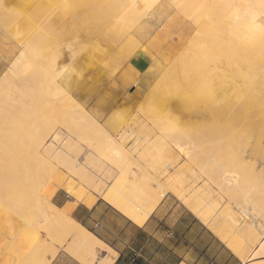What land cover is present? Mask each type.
Returning <instances> with one entry per match:
<instances>
[{
    "label": "rangeland",
    "instance_id": "374dc122",
    "mask_svg": "<svg viewBox=\"0 0 264 264\" xmlns=\"http://www.w3.org/2000/svg\"><path fill=\"white\" fill-rule=\"evenodd\" d=\"M140 1L138 4L136 0H34L33 3L28 4L23 1L0 0V55H4L7 61L11 62L18 52L26 48L27 58L31 63L16 64L6 69L7 62L6 67L2 68L0 93L3 100H0V143L5 145L0 147V151L6 152L9 156L12 155L15 165L13 172H16L18 184L23 186L22 191L26 189L27 184L23 178L24 173L29 169V171L32 170L33 175L31 187L36 189L37 186L38 189L37 200H33V197L29 195V197H23L21 208L23 212L20 221L16 212L1 210L0 215L3 216V219L1 218L3 221L0 222V233L3 234L5 230L3 236L6 239L10 236V239L8 238L6 243L0 247V257L4 256L0 261H7V264H21L22 261H19L21 259L16 263L17 257L21 254L22 260L28 261L26 264H48L50 261L49 264H86L81 263L74 255L60 247L59 241L55 243V250L58 249V253L52 258V249L45 248V243H42L44 239L36 234V226L40 225L42 230H47L44 218L39 213L42 207L40 199L50 193V199L46 198L45 202L59 209L69 222L74 223L59 207L71 201L73 194L78 190H96V184L94 185V182L89 179L90 172L100 177L106 164L121 170L122 163L130 155L138 160L142 168L149 166L150 169L152 160L154 162L158 160L161 163L160 169L163 175L168 176L169 179L172 175H177L180 182L178 184L175 179L174 184H178V188L173 194H167L164 199H172L180 206L184 205V208L186 206L193 213L192 208L187 206L183 198H180L181 193H187L188 197L192 196L195 201H200L199 190L208 186L211 189H217L221 183L222 173L234 172L242 182L250 176L248 167L243 163V153L239 146L245 140L254 144L255 139L262 138V143L264 142V118L255 120L250 131L247 132L245 128L248 127V123L239 115L227 119L228 117L222 114L221 118V114L214 113L212 109L221 108L227 96L231 99L236 98L235 90L240 87L243 91V86L248 88L246 91L253 93L255 91L256 96L264 98V89H262L264 58H261V55L264 56V41H262L264 39H261L259 47L252 45L254 41L248 37L251 36L249 32L252 29L248 27L249 22L246 21L248 17H245L246 23L242 24V28L235 22L239 20L236 18V13L246 16L250 10V12L254 10V13L257 10H259L257 12L260 10L263 12L264 0L261 1V6H258L255 0ZM133 4L136 6H132ZM134 10L139 13L136 14ZM160 10L162 13H159ZM133 11L136 15L131 13ZM252 14L253 12L250 13ZM258 15H260L259 20L264 19V15ZM133 17L135 18L132 19ZM222 17H225L224 20L227 21L222 20ZM220 21H224V24ZM226 22L227 27L225 28ZM146 25L149 27L147 28ZM116 26L122 30L117 29ZM114 28L116 30H113ZM229 29H232L231 34ZM236 33L238 34L235 35ZM205 37L208 40H204L206 42L202 43L204 46L201 43V45L197 44ZM238 42L240 43L237 44ZM195 44L200 47L195 48ZM209 44L214 48L206 49L210 46ZM242 47H248L246 51H249V54H245L246 57ZM219 48L224 53L228 49L234 51L232 50V54L222 53L225 57L221 59L223 56L221 57ZM258 48L262 49L263 53L259 54ZM118 50L123 51L125 56L124 59L118 57L119 60L114 56L116 62L110 56L120 52ZM205 50L207 54L203 56L200 52ZM255 50H259L258 53ZM69 52L74 53L75 59L72 62H68L69 57H66ZM197 52L200 54L198 55ZM236 52H238L237 55ZM118 54L121 56L120 53ZM196 54L206 59H201L202 56L199 59ZM59 55H61V60L56 59L60 57ZM95 55L96 58H94ZM103 55L106 59L103 58L101 61ZM208 55L212 56L211 62L210 58L207 59ZM88 56L92 59H85ZM30 57L35 59L32 61ZM51 60L58 64L59 69L64 66L61 70L65 73L56 74L58 79L54 81L57 84L49 77ZM74 63L79 67H75ZM115 65L117 66L113 68ZM95 75H98V79L100 78V85L96 87V90L88 96L76 98L77 102H72L70 98L73 92L80 91L91 78L96 77ZM122 78L127 82H123ZM70 81L72 83L69 87H62L61 92H56L52 102L48 103V98L45 96L35 95L36 98L32 96L39 87L54 91L56 90L55 85H63ZM115 86L118 88V106L111 111L100 109L101 99H105L104 97H107V94L111 93V88ZM253 87H257L260 91L257 88V91L250 90ZM230 92L232 93L229 94ZM136 95H141V97ZM130 96L134 100L130 104H125L124 102ZM233 107L236 108V105ZM252 110L256 109L252 106ZM252 110L249 108L250 112ZM23 139L25 141L22 144ZM176 140H180L185 144L186 149L191 151L194 144L195 147L199 145L206 154L202 155L199 163L186 159L183 153L172 144L174 142L171 141ZM191 142L194 144L192 145ZM129 144L132 146L127 148ZM195 147L194 152L198 153L199 147ZM6 153L3 155H7ZM143 153L150 158H137ZM258 157L261 159L264 155L258 154ZM32 160H36L35 164ZM26 162L28 163L26 165L30 164V168L25 167ZM207 164L212 167L213 173L204 176L201 171L202 165L207 168ZM137 167L132 165L133 171L129 173L121 170L122 177L117 181L113 179L105 183L104 190L113 184V188L118 187L122 179L130 182L129 177H135L136 172L142 173L137 170ZM210 167L207 172L211 169ZM143 173L142 178L135 179L140 187L144 184L155 187V180L148 171L144 169ZM256 175L263 176L264 167L260 168ZM250 177L253 178L252 175ZM164 181L166 179L162 180ZM263 185L256 186V189L253 187L255 192L250 185H240L241 191L252 190L254 192L253 194L251 191L253 195L250 200L246 201L250 205L245 204L242 192L232 199L222 196L223 201L219 205L218 200L208 199L207 202L216 208H210L209 212L211 222L215 227H213L214 231L219 233L225 230L227 236L232 235V238L239 239L242 245L246 246L247 242L238 232L230 230V227H228L229 230L225 229L227 225L223 223L222 216L225 217V209L233 205H239L242 209L253 206L251 208L255 207V210L251 213L261 215L259 207L264 209ZM41 187H43L42 190H40ZM97 188L99 189L100 185ZM98 199L104 200L100 196ZM30 209L34 211V215ZM13 221L17 223L13 225ZM21 221L26 228L25 225L20 224ZM15 226L16 229L13 228ZM11 228L14 231L22 228L21 232L20 230L17 232L21 234L20 237H13L16 233L11 232ZM259 233H262L261 230ZM34 235L38 238L35 239ZM257 235L260 241L264 239V235ZM11 237H13V243L17 241L16 245L10 243ZM225 241L228 240L225 239ZM28 246L31 248L29 249ZM31 252L36 256L30 257ZM103 255L104 252L99 250L97 258H102ZM252 259L259 261L257 263L264 262L262 256L252 257Z\"/></svg>",
    "mask_w": 264,
    "mask_h": 264
},
{
    "label": "bare ground",
    "instance_id": "6f19581e",
    "mask_svg": "<svg viewBox=\"0 0 264 264\" xmlns=\"http://www.w3.org/2000/svg\"><path fill=\"white\" fill-rule=\"evenodd\" d=\"M16 1H23V2H25V3H28V4H30L31 2L33 3V1L34 0H16ZM140 1V0H139ZM139 1L138 0H136V2H138V4H139ZM224 1H226V0H224ZM229 1V0H228ZM261 1L262 0H255V3H257V5L258 6H261L260 4H261ZM130 3H132L131 1H129ZM135 2V3H136ZM141 2V1H140ZM216 3V2H215ZM220 3H221V1H220ZM141 4V3H140ZM214 4V3H213ZM218 4V3H217ZM225 4H226V2H225ZM240 4V3H239ZM129 5H131V4H129ZM135 4H133L132 6H134ZM227 5V4H226ZM230 5H232V4H230ZM242 5V4H241ZM131 6V7H132ZM136 6V5H135ZM139 6V5H138ZM170 6V5H169ZM258 6L256 7V8H258ZM130 7V6H129ZM217 7V6H216ZM162 8V7H161ZM208 8H210V7H208ZM213 8V7H212ZM261 8V7H260ZM125 9V8H124ZM133 9V7L131 8V10ZM137 9V8H136ZM157 9V8H156ZM155 9V10H156ZM127 10V9H126ZM128 11V10H127ZM127 11H125V12H127ZM135 12L137 11V10H134ZM134 11L133 12H131L132 14H135L134 13ZM216 11H217V9H216ZM224 11V10H223ZM235 11H236V9H235ZM247 11H249V10H247ZM251 11V10H250ZM249 11V14H247L246 16H244V14L242 15V14H239V13H236V18L237 19H239V20H237V21H235L236 22V24H238V25H240L239 27H241L242 28V24H244V23H246L245 22V17L247 18L248 17V20H246L247 21V23L249 22V26L248 27H252V29L250 30V34H251V36H248L249 37V39H252L254 42H253V44L252 45H257V47H259V43L261 42V39L263 38L264 39V19H260L259 20V18L258 17H260V15H258V14H262V15H264L263 14V12H264V10H263V12H261V10H260V12H257V11H259V10H257V11H255V13H256V15H255V13H254V10L252 11L253 12V14L252 15H250V13H252V12H250ZM128 13V12H127ZM137 13H139V12H136V14ZM141 13V12H140ZM146 13V12H145ZM159 13H162V11L160 10L159 11ZM224 13V12H223ZM234 13V12H233ZM233 13H231L232 14V17H233ZM124 14V13H123ZM122 14V15H123ZM135 14V15H136ZM121 15V16H122ZM134 15V16H135ZM220 15V14H219ZM230 15V14H229ZM252 16V17H250V16ZM154 16V15H153ZM157 16V15H156ZM215 16V15H214ZM224 16V15H223ZM127 17V16H126ZM151 17V16H150ZM239 17V18H238ZM135 17H133L132 19H134ZM228 18V17H227ZM258 18V19H257ZM121 19V18H120ZM119 19V20H120ZM124 19V18H123ZM150 19H153V18H150ZM155 19V18H154ZM225 19V17H222V20H224ZM212 20V19H211ZM229 20V19H228ZM132 21V20H131ZM135 21H136V19H135ZM138 21V20H137ZM147 21V20H146ZM218 21V20H217ZM224 21H227V20H224ZM224 21H220V22H223V24H224ZM230 21H231V19H230ZM120 22V21H119ZM123 21H121V23H122ZM129 22V21H128ZM127 22V23H128ZM142 22V21H141ZM140 22V23H141ZM212 22V21H211ZM115 23V22H114ZM139 23V24H140ZM213 23H215V22H213ZM234 23V22H233ZM233 23H231V24H233ZM132 24V23H131ZM152 24V23H151ZM208 24H210V23H208ZM212 24V23H211ZM220 23H218V25H219ZM226 24H227V22L225 23V28L227 27L226 26ZM230 24V25H231ZM235 24V23H234ZM233 24V25H234ZM114 25V24H113ZM127 25V24H126ZM221 26H222V24H220ZM229 25V24H228ZM108 26V25H107ZM115 26V25H114ZM123 26V25H122ZM129 26V25H128ZM147 26V28L149 27V25H146ZM155 26V25H154ZM220 26V27H221ZM224 26V25H223ZM232 26V25H231ZM235 26V25H234ZM237 26V25H236ZM106 27V26H105ZM124 27V26H123ZM238 27V26H237ZM236 27V28H237ZM247 27V26H246ZM108 28V27H107ZM116 28H117V26H116ZM126 28V27H125ZM129 28V27H128ZM127 28V29H128ZM223 28V27H222ZM222 28H220V29H222ZM232 28V27H231ZM117 29H121V28H117ZM234 29V28H233ZM250 29V28H249ZM113 30H116L115 28L113 29ZM122 30V29H121ZM124 30V29H123ZM129 30V29H128ZM208 30V29H207ZM230 30V34H231V31H232V29H229ZM236 30V29H235ZM247 30V29H246ZM130 31V30H129ZM128 31V32H129ZM244 31V30H243ZM224 32V31H223ZM228 32V31H227ZM240 32H242V31H240ZM205 33H206V31H205ZM205 33H203V34H205ZM243 33V32H242ZM209 34V33H208ZM238 33H236L235 35H237ZM12 35V34H11ZM88 35V34H87ZM87 35H85V36H87ZM94 35V34H93ZM206 35V34H205ZM212 35V34H211ZM211 35H209V36H211ZM234 35V36H235ZM240 35V34H239ZM100 36V35H99ZM216 36V35H215ZM215 36H213V37H215ZM232 36V35H231ZM241 36V35H240ZM244 36V35H243ZM13 37V36H12ZM89 37H92V36H89ZM128 37V36H127ZM204 37V36H203ZM247 37V38H248ZM78 38V37H77ZM98 38V37H97ZM206 38V39H205ZM203 40H201V42L199 41V43L197 42V44H202V43H206V42H204V40H208L207 39V37H205ZM211 38H212V36H211ZM210 38V39H211ZM83 39V38H82ZM90 39V38H89ZM95 39V38H94ZM240 39V38H239ZM25 40V39H24ZM127 40V39H126ZM132 40V39H131ZM213 40H214V38H213ZM238 39H236V41H237ZM86 41H88V40H86ZM85 41V42H86ZM124 41H125V39H124ZM228 41V40H227ZM243 41H244V39H243ZM262 41H264V40H262ZM18 42H20V41H18ZM74 42V41H73ZM77 42H78V39H77ZM211 42V41H210ZM225 42V41H224ZM241 42V41H240ZM240 42H238L237 44H239ZM248 42V41H247ZM214 43H215V41H214ZM214 43H213V45H214ZM242 43H244V42H242ZM241 43V44H242ZM20 44H21V42H20ZM19 44V45H20ZM197 44H195L194 46H195V48L196 47H200V45H198L197 46ZM249 44V43H248ZM203 45V44H202ZM210 45V44H209ZM223 45V44H222ZM261 45V44H260ZM23 46H25L24 44H23ZM204 46V45H203ZM206 46H207V44H206ZM247 46V45H246ZM262 46V45H261ZM264 46V45H263ZM26 47V46H25ZM73 47V46H72ZM71 47V48H72ZM85 48H86V46H84ZM202 47V46H201ZM251 47V46H250ZM208 48H214V46H212V45H210V46H208V47H206V49H208ZM243 48V47H242ZM246 48H248V47H245V48H243L242 49V51L244 50L246 53H244V51H243V54H244V56L246 57V55H247V53L249 52V51H246L247 49ZM74 49V48H73ZM122 49V48H121ZM204 49V48H203ZM250 49V48H249ZM255 49V48H254ZM259 49V48H258ZM87 50V49H86ZM209 50V49H208ZM211 50V49H210ZM233 49H228L225 53L227 54V52H230L231 54H232V52L234 51H232ZM260 50V49H259ZM259 50H257V51H259ZM262 50V49H261ZM260 50V53L259 54H261V51ZM68 51V50H67ZM117 51V50H116ZM116 51H114L115 53H116ZM118 51H120V52H117L116 53V55H114V53H113V55H112V57L110 56V58H112V60L113 59H117V60H119L118 59V57H120V58H122L123 57V59H124V53H123V51H121V50H118ZM127 51V50H126ZM126 51H124L125 53H126ZM199 51V50H198ZM213 51V50H212ZM218 51H220V48H219V50ZM222 51V50H221ZM220 51V52H221ZM256 51V50H255ZM256 51V52H257ZM263 51H264V49H263ZM205 52H207L206 50L204 51V52H200V53H202V55L203 56H205L207 53H205ZM211 52V51H210ZM118 53H120L121 54V56L118 54ZM134 53V52H133ZM132 53V54H133ZM199 52H197V54L199 55L200 54ZM204 53V54H203ZM225 54L224 52H221V59H223L224 57H225V55H223V54ZM237 53L238 52H236V55H237ZM255 52L253 51V54H254ZM258 53V52H257ZM263 53V52H262ZM59 54V53H58ZM61 54V53H60ZM110 54V53H109ZM117 54L119 55V56H117ZM196 54V57H198L199 59H200V57L202 56V55H200V57L198 56ZM230 54V55H231ZM246 54V55H245ZM249 54V53H248ZM61 55H64V54H61ZM61 55H59L60 57H56V59H59V60H61L60 58H61ZM66 55V54H65ZM78 55V54H77ZM97 55V54H96ZM96 55H95V57L94 58H96ZM107 55V54H106ZM211 55H213V54H211ZM210 55V56H211ZM229 55V54H228ZM104 56V55H103ZM114 56H115V58H114ZM117 56V57H116ZM201 57V59L202 58H204V57ZM209 55H208V58L207 59H209L210 60V62H211V59H212V56L210 57ZM256 56V55H255ZM28 57V55H27V53H26V48L24 49V51H20V52H18L17 54H16V56L14 57V60L13 61H11V62H8L7 61V59L5 58V56L4 55H0V80L2 79V77H1V73H2V68H4V67H6V65H7V62H8V66L6 67V69H10V68H12L14 65H20V64H29L30 63V59L29 58H27ZM66 57H69V61L68 62H72V61H74V59H75V57H74V53L72 52H69V54H68V56H66ZM85 57V56H84ZM83 57V58H84ZM89 57V56H88ZM86 57L85 59H92L91 57ZM98 57V56H97ZM228 57V56H227ZM226 57V58H227ZM257 58H258V56H256ZM255 57V59H257ZM259 57H260V55H259ZM264 58V56H262L261 55V58ZM31 59H32V61L35 59V58H32V57H30ZM55 58V57H54ZM76 58H78V57H76ZM103 58L104 59H106V57L104 56V57H102V59H101V61L103 60ZM231 58V57H230ZM235 58H236V56H235ZM252 57L251 56H249V59L250 60H252L251 59ZM254 58V57H253ZM261 58H259V59H261ZM65 59H67V58H65ZM98 59V58H97ZM108 59V58H107ZM115 59V60H116ZM204 59H206V57L204 58ZM217 59H218V56H217ZM239 59V58H238ZM55 60V59H54ZM82 60V59H81ZM80 60V61H81ZM87 60H86V62H87ZM110 60V59H109ZM117 60H116V62H117ZM77 61V60H76ZM91 61V60H90ZM89 61V62H90ZM221 61V60H220ZM256 61V60H255ZM257 61H258V59H257ZM35 62V61H34ZM53 62H54V64H53ZM52 62V60H51V68H50V73H49V77L51 78V80H53V82H55L54 80L55 79H58V77L56 76V74L57 75H60L61 73H63L64 71H62L61 69L64 67V66H61V69H59V67L57 66L58 64L55 62V61H53ZM59 62V61H58ZM61 62V61H60ZM82 62V61H81ZM92 63H93V61H91ZM97 62H99L98 60H97ZM114 62V61H113ZM112 62V63H113ZM258 62H260V61H258ZM67 63V62H66ZM88 63V62H87ZM121 63V62H120ZM214 63V62H213ZM250 63H251V61H250ZM249 63V64H250ZM257 63V62H256ZM31 64V63H30ZM33 64V63H32ZM62 64V62L60 63V65ZM65 64V63H64ZM68 64V63H67ZM86 64V63H85ZM111 64V63H110ZM114 64V63H113ZM122 64V63H121ZM59 65V66H60ZM81 65V64H80ZM87 65V64H86ZM74 66L75 67H77L76 66V63H74ZM108 66V65H107ZM117 65H115V66H113V68H115ZM251 66V65H250ZM66 67V66H65ZM79 67V66H78ZM121 67V66H120ZM254 67V66H253ZM118 68V67H117ZM250 68H252V67H250ZM254 69V68H253ZM110 70V69H109ZM109 70H108V72H109ZM115 70V69H114ZM65 73V72H64ZM66 75V74H65ZM2 76H4V75H2ZM55 76H56V78H55ZM96 76V75H95ZM239 76V75H238ZM264 76V75H263ZM98 77V75L95 77L96 79H98L97 78ZM100 77V76H99ZM261 77V76H260ZM94 78V79H95ZM237 78V77H236ZM258 78V77H257ZM92 79V78H91ZM89 80V82H87V84L85 85V86H83L81 89H80V91H77V92H73V95L71 96V100H72V102H77L76 101V98L77 99H80L81 98V96H88L89 94H91L93 91H95L96 90V87L98 86V85H100V78L98 79V80H94V79H92V80ZM224 79H226L225 77H224ZM223 79V80H224ZM231 79V78H230ZM233 79V78H232ZM262 79V78H261ZM222 80V79H221ZM227 80H228V78H227ZM58 81V80H57ZM256 81V80H255ZM56 83V82H55ZM71 83H72V81H70V82H67V83H65V84H63V85H55L54 87H56V90H54V91H52L53 89H46V88H41V87H39L38 89H37V91L35 92V94L34 95H32V96H45V97H47L48 98V103L49 102H52L53 100H54V95L55 94H57L60 90H61V88L62 87H69L70 85H71ZM250 82H248V84H249ZM256 83V82H255ZM254 83V84H255ZM57 84V83H56ZM224 85H226L225 83H223ZM223 84H220V85H223ZM250 85V84H249ZM243 86V85H242ZM248 86V85H247ZM254 86V85H253ZM53 87V88H54ZM244 88H243V91H242V88L240 89V87H239V89H237V90H235V93L237 92V97L236 98H234V99H231V97L230 96H227L226 98L223 96V98H225L224 99V101H223V103H222V106H221V108H219V107H216V108H213L212 109V111L214 112V113H220L221 115H220V117L222 118V114L224 115V117L226 116V117H228L227 119H231L232 117H234V116H236V115H239L240 117H242L243 118V120H246L247 121V123H248V127L247 128H245L246 129V131L247 132H249L250 131V127H251V125L254 123V121L255 120H257V119H259V118H261V117H263L264 118V98H259L258 97V95L256 96L255 94H257L255 91H254V93L252 92V91H246L248 88L247 87H245V86H243ZM263 88L262 89H264V86H262ZM254 88V87H253ZM251 88L250 90H256L257 91V89L256 88ZM117 86H115V87H113V88H111V93H108L107 94V97H104L105 99H101L102 100V102L99 104V107H100V109H102V110H106V109H111V107L112 106H115V105H118V94H117ZM245 89V90H244ZM240 90V91H239ZM119 91V90H118ZM258 91H260V89H258ZM57 92V93H56ZM61 92V91H60ZM119 93V92H118ZM232 92H230L229 94H231ZM24 95V94H23ZM36 96H35V98H36ZM57 96V95H56ZM256 96V97H255ZM23 97V96H22ZM25 97V96H24ZM30 98V100H32V97L31 96H29ZM26 98V97H25ZM120 98V97H119ZM3 100V97L1 96V93H0V100ZM41 99H42V97H41ZM24 100V99H23ZM134 99H133V97L132 96H130V97H128L127 99H126V101L124 102L125 104H130V102H132ZM1 103V102H0ZM30 104V103H29ZM122 104V103H121ZM252 104V105H251ZM1 105V104H0ZM220 105V104H219ZM234 105H236V108H234L233 106ZM251 106V107H250ZM252 106L256 109L255 111H253L252 110ZM1 107V106H0ZM210 108V109H209ZM209 108H207V109H209V110H211V107H209ZM249 108L252 110L251 112L249 111ZM4 109V108H3ZM119 109V108H118ZM118 109H116V110H118ZM123 109V108H122ZM121 109V110H122ZM212 112V113H213ZM211 113V112H210ZM213 113V114H214ZM1 114V113H0ZM216 115V114H215ZM216 117H217V115H216ZM223 117V118H224ZM225 119V118H224ZM222 121V120H221ZM225 121H227V120H225ZM163 126H165V125H163ZM166 135V134H165ZM176 135V134H175ZM172 136H174V134L172 135ZM159 138V137H158ZM166 138V137H165ZM173 139L175 138V136L174 137H172ZM18 139V138H17ZM180 139V138H179ZM166 140V139H165ZM17 141V140H16ZM24 141H25V139H23V141H22V144L24 143ZM113 141H115L114 139H113ZM171 142H174V143H172L173 145H175V147L177 148V149H179L182 153H183V155H184V157L186 158V159H191V160H193V161H196V162H198L199 163V159L200 158H202V155H205L206 153H205V151L202 149L201 150V148L199 147V145H197V147H195L194 145V143L193 142H191L192 143V151L190 150V149H186V146H185V144H183V143H181L180 142V140H176V141H171ZM18 143V142H17ZM21 143V142H20ZM19 143V144H20ZM7 144V143H6ZM15 144V143H14ZM190 143H188V145H189ZM3 145H5V144H2V143H0V147L2 146L3 147ZM12 145V144H11ZM8 146V145H7ZM15 146H17L16 144H15ZM194 147L195 148H198V153H196V152H194ZM239 148H241V151H242V153H243V163H244V165L246 166V167H248V173L250 174V176L252 175V177L253 178H251L250 176H248L247 178H246V180H244L243 182L240 180V178H239V176L236 174V173H234V172H227V173H222V175H221V183L218 185V188L217 189H211V187H205L204 189H200L199 190V194H198V198L200 199V201H198V200H194V198L191 196V197H188L187 196V193L185 194V193H181L180 194V198H183V200H184V202L187 204V206H189V207H191L192 208V210L194 211V213H195V215L197 216V217H199L202 221H203V223L204 224H206V225H210V226H212V228L214 227V224H212V220H211V218H210V216H209V212H210V208L211 209H216V208H214L213 207V205L210 203V202H207V200L209 199V200H212V199H216V200H218V205L219 204H221L222 203V201H223V199H222V196H225V197H228L229 199L231 198H235V197H237V195H238V193L240 192H242L243 194V196H244V200H245V204L247 203L246 201H247V199H251V195H253L254 194V190L256 189L255 187L257 186V187H259V185H263L264 184V175L262 176H259L261 173H259V175H256L257 174V171L260 169V168H262V167H264V157H261V159L258 157V154H263L264 155V142L262 143V138H258V139H255V142H254V144L253 143H250V141H248V140H245V141H243V142H241V144H240V146H239ZM4 151H0V213H1V210L2 211H13V213L14 212H16L15 214L17 215V217H19L18 219H19V221H20V216L22 217V210H21V208H22V199H23V197H29V196H32L33 197V200H37L38 199V189H37V186H36V189L35 188H32L31 187V185H32V173H31V171H26V173H24V179H25V182L27 183L26 184V189L24 190V191H22V187L23 186H20V184H18V179H17V177L15 176V173L16 172H13V170L15 169V165H14V162H13V159H12V155H8L6 152H4ZM7 154V155H3V154ZM207 156V155H206ZM205 156V157H206ZM33 158H34V156H33ZM204 158V157H203ZM35 159V158H34ZM36 159H38V157H36ZM211 160V159H210ZM33 161V160H32ZM32 161H30V163L32 162ZM36 161V160H35ZM35 161H33L34 162V164H35ZM33 162L31 163V164H33ZM26 164H28L27 162L26 163H24V165H26ZM47 164V163H46ZM30 165V164H29ZM29 165H26L25 167H27V168H30V166ZM48 165H49V163H48ZM132 165H135V167L136 166H138L137 168V170L138 171H140V172H142V173H135L134 174V176L135 177H129V179H130V182L129 181H124L123 179L122 180H120V182H119V185H118V190H119V188H124V189H126V191H128V194H130V196H127V195H125V193L123 194V195H125V196H123V195H120L119 197H116V196H109V202L112 204V205H115L116 207H119L125 214H127L131 219H135L138 223H142V222H144L147 218H148V216L152 213V211L155 209V206L157 205V203H158V201H159V199H160V197L159 198H156V199H153L152 200V195H154V193L151 191V190H153V188H151V186H149V185H147V184H144L143 186H141L140 187V184H139V182H137V181H135V179L137 180V179H139V178H142L143 176H144V173H143V171H144V169L142 168V166H141V164L138 162V160L134 157V156H128L125 160H124V162L122 163V168H121V170H122V172H132L133 171V169H131V166ZM29 166V167H28ZM207 166H208V164H207ZM208 167H210V166H208ZM208 167L207 168H205V166H203L202 165V174L204 175V176H206L208 173H213V170H212V167H210L209 169V171L207 172V169H208ZM34 168V167H33ZM32 169V168H31ZM206 169V170H205ZM212 171V172H211ZM3 172H6V173H3ZM21 177V176H20ZM120 177H122L121 175L119 176V178ZM46 178V177H45ZM23 181V180H22ZM250 185L251 186V188H253V191L252 190H250V191H247L246 190V192L245 191H241V186L240 185ZM28 186H30L29 188H28ZM264 186V185H263ZM42 188L43 187H41V189L40 190H42ZM113 188V187H112ZM115 188V187H114ZM113 188V189H114ZM117 188H115V189H117ZM250 188V189H251ZM35 189V190H34ZM34 190V191H33ZM36 191V192H35ZM165 192H166V190H164ZM251 191H252V193H251ZM163 192V191H162ZM165 192L164 193H162V195H165ZM257 192V191H256ZM259 192H261V191H259ZM29 195V196H28ZM161 195V196H162ZM256 195H259V194H257L256 193ZM41 196V195H40ZM254 197V196H253ZM29 199V198H28ZM258 199V198H257ZM41 201H42V207L39 209V213H40V215H42V217L44 218V222H45V225H46V228H47V230H42V228H41V226L39 225V226H36V234H37V236L38 237H42V239H44L43 241L44 242H42V243H45L44 244V246H45V248L46 247H49L50 249L49 250H51L52 249V251H53V256H52V258H54L56 255H57V253H58V249L57 250H55L56 249V247H55V243L57 242V241H59L60 242V247H62L63 249H65L67 252H71V253H73L75 250H76V247H77V245L78 246H80L81 247V249H83V250H88L89 252H91V251H95L96 250V247H102L101 246V244L97 241V240H95L94 238H93V236L87 231V230H85L83 227H81L80 225H76V224H74V223H72V222H69L68 221V219L66 218V216L59 210V209H56L54 206H52V205H50L49 203H47V202H45L47 199H46V197H44L43 196V199H40ZM151 200H152V202H151ZM149 202H151V203H149ZM204 203L205 205H203L202 203ZM262 202V201H261ZM248 204V203H247ZM248 205H250V203L248 204ZM254 205V204H253ZM256 205V204H255ZM245 206V205H244ZM257 206V205H256ZM208 207H209V209H208ZM241 207H242V205H241ZM251 207H253V206H251ZM250 206H249V208L247 209H242V208H240V206L239 205H233L232 207H227L226 209H225V212H226V216L224 217V216H222L223 217V223H225L227 226H225L226 228L225 229H227V230H229L228 229V227H230V230H232V231H236V232H238V234H240L241 235V237H242V239L245 241V242H247L246 244V246H250V245H252V246H254V247H256V248H253V255H252V257L254 258V257H257V256H262V257H264V239L262 240V241H260V239H259V236L257 235V234H259L260 236H263L264 235V209L262 210L261 208L262 207H259L260 208V210L258 209V207H257V209L259 210V212H261L262 214L260 215V214H258V213H256L255 215H253L251 212L253 211V210H255L254 208H251ZM32 210H33V207H32ZM31 209H30V212L34 215V211H32ZM38 212V211H37ZM38 213V214H39ZM2 214V213H1ZM7 214V213H6ZM30 214V213H29ZM31 214V215H32ZM9 215V214H8ZM9 216H11V215H9ZM15 217V216H14ZM3 219V216L2 215H0V219ZM5 218V217H4ZM0 220V222H2L3 220ZM18 219H17V222L19 223V221H18ZM22 219V218H21ZM34 219H35V217H34ZM33 219V220H34ZM12 220H14V219H12ZM16 220V219H15ZM36 220V219H35ZM4 221H6V220H4ZM15 221H13V223H14ZM16 222V223H17ZM16 223H14L13 225H15ZM22 223V221L20 222V224ZM34 223V222H33ZM30 224V223H29ZM2 225V224H1ZM21 225H25L24 223L23 224H21ZM20 225V226H21ZM17 227H18V225H16ZM13 227L14 229H16L17 227ZM25 228H26V225L24 226ZM31 227H32V225H31ZM4 228V227H3ZM28 228V227H27ZM215 228V227H214ZM14 229L12 230V228L10 229V230H12L11 232H15L16 234H13V237L14 236H19L20 237V235L19 234H17V232L20 230V228H19V230L18 231H14ZM31 229V228H30ZM21 230H22V228H21ZM21 230L19 231V232H21ZM215 230V229H214ZM260 230H261V232L262 233H259L260 232ZM5 231V230H4ZM4 231H3V234L2 233H0V247L3 245V244H5L6 243V241H7V239L9 238L10 239V236H8L7 237V239L3 236L4 235ZM1 232H2V230H1ZM23 232H25V231H23ZM34 232V231H33ZM215 232H217V231H215ZM226 231L225 230H223V231H219V233H217L222 239H223V241L225 242V243H229L230 244V246L231 247H233V249L234 250H239L240 248V250H239V253H241V250H243L244 248H246V246L245 247H242L243 245V243H241V241L239 240V239H236V238H232V235H231V237L230 236H227L226 235V233H225ZM35 233V232H34ZM9 234H10V232H9ZM12 234H11V236H12ZM35 236V235H34ZM37 236H35V239H37L38 237ZM13 237H11V242L10 243H13V240H12V238ZM33 237V236H32ZM30 238V237H29ZM261 238V237H260ZM20 239V238H19ZM22 239V238H21ZM225 239L226 240H228V241H225ZM22 241V240H21ZM20 241V242H21ZM36 241V240H35ZM17 241L15 240V243H16ZM37 242V241H36ZM39 242V241H38ZM37 242V243H38ZM245 242H244V244H245ZM15 243H13V244H15ZM37 243H36V245H37ZM250 243V245H248ZM9 244V243H8ZM26 244V243H25ZM30 244V243H29ZM16 245V244H15ZM22 245V244H21ZM257 245V246H256ZM6 246V245H5ZM8 246V245H7ZM41 246V245H40ZM4 247V246H3ZM20 247V246H19ZM29 247V246H28ZM251 247V246H250ZM24 248V247H23ZM31 247H29V249H30ZM58 248V247H57ZM13 249H16V248H13ZM25 249V248H24ZM29 249H27V250H29ZM23 250V249H22ZM250 250V249H249ZM30 251V250H29ZM245 251V250H244ZM19 252V251H18ZM246 252V251H245ZM24 253H25V251H24ZM26 254H27V251H26ZM25 254V255H26ZM31 254H32V252H31ZM30 254V257L32 256V258H33V256H36L35 254H32L31 255ZM45 254V253H44ZM1 257H4L3 255L1 256ZM0 257V259H2ZM6 258V257H5ZM22 258H23V256H21V254H20V256H18L17 257V262L16 263H18L19 261H22V263L21 264H26L27 262L25 261V260H22ZM259 258V257H258ZM19 259H21V260H19ZM24 259H25V257H24ZM27 259V258H26ZM19 260V261H18ZM33 260V259H32ZM12 262V261H11ZM14 262V261H13ZM24 262V263H23ZM51 262V261H50ZM50 262H48V264L50 263ZM0 264H7V261H4V260H2V261H0ZM262 264H264V263H262Z\"/></svg>",
    "mask_w": 264,
    "mask_h": 264
},
{
    "label": "crops",
    "instance_id": "0c3cea01",
    "mask_svg": "<svg viewBox=\"0 0 264 264\" xmlns=\"http://www.w3.org/2000/svg\"><path fill=\"white\" fill-rule=\"evenodd\" d=\"M122 80L127 82L123 78ZM136 96L141 97V95ZM117 106H112L106 111H111ZM131 146L129 144L127 148ZM137 158L150 157L143 153ZM148 167L143 168L155 180V187L151 185V188L154 187L151 190L154 193L152 200L159 197L160 199L152 213L141 224L109 202V196L119 197L124 193L130 196V194L124 188L113 189L114 184L104 190L105 183L113 179L117 181L121 173L120 169L107 164L104 165V171L100 177H97L94 172L88 175L94 185L96 184V190H78L73 194V199L63 207L56 206L62 209L74 224L87 230L102 246L89 252L77 245L73 253L69 252L77 260L86 264L264 263L253 261L252 245L246 246L239 253L241 248L234 250L229 243H225L212 226L204 224L185 206L186 210L179 199L183 206L172 199H164L167 194H173L176 191L180 182L179 177L172 175L169 179L168 176L163 175L160 169L161 163L158 160L157 162L152 160L150 166L152 170ZM163 179L166 181L162 182ZM175 179L178 184H174ZM164 192L165 195H162ZM50 196L49 193L46 198L49 200ZM98 196L104 200H97ZM99 250L104 252L102 258H97Z\"/></svg>",
    "mask_w": 264,
    "mask_h": 264
}]
</instances>
